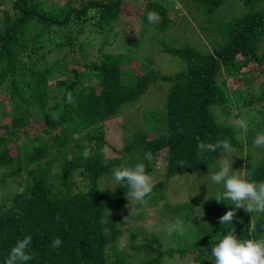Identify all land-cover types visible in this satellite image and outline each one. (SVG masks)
I'll use <instances>...</instances> for the list:
<instances>
[{
	"label": "trees",
	"instance_id": "trees-1",
	"mask_svg": "<svg viewBox=\"0 0 264 264\" xmlns=\"http://www.w3.org/2000/svg\"><path fill=\"white\" fill-rule=\"evenodd\" d=\"M239 1L247 11L235 14L226 7L232 6L229 0H191L208 14L196 25L211 51L187 42L164 45L161 50L185 61L186 69L161 74L148 56L135 63L131 78L122 68L131 65L134 50L96 57L98 50L84 45L88 31L116 30L122 0H66L63 19L51 15L60 0L0 5V187L18 189L0 197V264L25 235L32 236L33 258L27 264H127L141 250L148 255L137 264H190L193 259L212 264V248L232 226L238 239H264V213L237 209L232 225H221L219 218L234 205L217 202L216 194L178 204L167 200L174 177L220 167L226 153L201 151L198 143L228 140L232 152L250 156L264 151L253 143L264 128V0ZM141 6L144 23L160 33L174 28L167 0H144ZM151 10L159 14V23L148 22ZM58 50L65 51L47 64V55ZM59 68L65 70L53 77L51 70ZM160 81L170 83L164 111L141 101L139 109L148 110L143 130L122 121L121 113ZM68 92L74 103L66 102ZM240 119L248 125L246 136L235 125ZM148 151L151 161L144 160ZM139 162L148 175L158 171L162 178L146 203L133 199L135 217L154 206L166 227L176 217L190 225L163 237L161 229L126 222L123 208L131 202V189L101 185L115 168ZM246 177L264 182V154ZM204 180L210 182L211 176ZM55 237L62 241L58 248L51 246Z\"/></svg>",
	"mask_w": 264,
	"mask_h": 264
},
{
	"label": "rangeland",
	"instance_id": "rangeland-1",
	"mask_svg": "<svg viewBox=\"0 0 264 264\" xmlns=\"http://www.w3.org/2000/svg\"><path fill=\"white\" fill-rule=\"evenodd\" d=\"M42 1L46 5L50 0ZM229 1L230 2L227 3L232 4V6L226 4V7L229 10H233L235 14L247 11L248 6L244 5L242 1ZM143 2L144 0H123L118 20L114 21L115 25L117 23L116 30L113 32H108L106 29H93L91 31H88V35L85 37L84 45L88 48L95 49L96 51L98 50V55L96 57L101 56L102 53L119 52L122 54H130L131 50H134V60L131 62V65L122 68L123 75H126L129 78H131L132 76V68L136 66L135 63H140V58H145L148 56L152 57V59L156 61V63L158 64L157 69L161 74L175 75L176 73L185 70L186 62L172 54L163 52L161 48L164 45L180 47L183 43L187 42L201 51H211V45L206 42L203 32H200L196 25L197 21L200 19H204L206 21L209 18L208 14L199 9L197 5H193L191 0H167V2L174 7L170 8L172 11L171 13L176 20L173 29L162 33H160V31L152 25L144 23L139 18V11L142 7L141 4ZM6 4L7 0H0V5ZM67 11L68 6L66 0H60L59 7L55 9V11H53L51 15L63 19ZM226 21L227 18L226 20H222L223 23ZM144 25H148L149 27H145ZM142 26L144 29L142 28ZM261 44L262 47H264V39H262ZM63 51L58 50L56 53L48 54L46 59L47 64L53 62L55 58L60 57L63 54ZM71 61L72 63L76 62L73 58H71ZM71 61L69 59H65L66 63H69ZM242 67L243 66L241 65V68ZM64 70L65 68H59L55 71L51 70V74L53 75V77L58 76ZM89 80L95 81L92 76H89ZM259 83L260 80L256 82V84ZM169 85L170 83H164L163 81H160L159 83L155 82L154 84H152L142 95V97L137 102H135V106L121 113V115L124 116L122 121L126 120L125 122L127 125L129 124L137 130H143V123L145 122L144 120L146 118L148 110L147 108L144 110L139 109V107L142 106L141 101H143V106L147 107L148 105H150L153 107V110L163 112L165 109V99L167 96ZM237 86H240V84ZM164 87L166 88L163 91L159 90V88ZM235 88V86L231 87V90H234ZM248 100L249 99H247L246 102ZM237 101L242 102L240 98L238 99L235 97L234 102L237 103ZM242 103L244 104V102ZM1 105L2 101H0V106ZM260 132V134H264V128H262ZM253 152H255L254 149L251 153L253 154ZM247 153H245V151H243L242 153H226L224 156H222L221 159H228L230 162L233 161V171H239L247 175L248 172L252 169L254 163L257 162L258 158H260L264 154V151L259 150L255 156H250V153ZM218 170L219 167L215 168L214 170H212V168H207L201 172H197L198 174L195 175L192 173L185 174L181 177H174L171 184H169V188L167 191V200H169L173 204H178L189 200L204 199L207 196L224 191L225 189L222 184H216L212 180L210 182L204 180L206 176L210 178V176ZM151 177L154 183L162 178L160 176V172L158 173V171L153 173ZM78 178V175H76L77 180ZM114 185H116L114 177H109L105 178L101 186L103 188L106 187L110 189ZM17 190V186L13 184L1 186L0 197H10ZM129 200L131 202L126 205L125 208H123L124 212L127 213L125 215V219L129 225L139 224L142 226H146L149 230L161 229L166 232L163 237H165L167 234H170L167 230V227L160 223L161 220H159V218H162L160 216L162 215V213H159L156 207L145 206L143 209L145 210V214L141 218H136L134 212L137 210V208L134 207L133 199L129 197ZM188 225L190 224L188 223L182 226L185 227ZM119 226L121 228L124 227L122 224H120ZM127 235V232L124 233V236ZM132 254L133 256L131 257L130 261L127 262V264H137L139 263L143 255H148L146 250H141Z\"/></svg>",
	"mask_w": 264,
	"mask_h": 264
},
{
	"label": "clouds",
	"instance_id": "clouds-1",
	"mask_svg": "<svg viewBox=\"0 0 264 264\" xmlns=\"http://www.w3.org/2000/svg\"><path fill=\"white\" fill-rule=\"evenodd\" d=\"M123 3V0H122ZM147 20L151 24L159 23L161 18L157 12L151 10L147 13ZM66 102L74 103L71 92L66 94ZM237 129L243 136L247 135L248 125L245 120L240 119L235 122ZM182 132L183 129H177ZM253 143L257 147H264V134H258ZM201 151H218L231 153L233 151L228 140L216 141L215 143L200 142L197 145ZM89 151L83 153L84 158H88ZM150 151L144 153V160L151 161ZM232 162L228 159L222 160L219 170L211 175V180L216 184H223L225 191L223 194H216L214 197L217 202L231 201L234 207L226 211L220 218L221 225H232L236 216L237 209H243L247 213H264V182H256L247 179L246 174L233 171ZM113 177L117 185H127L130 189V196L136 202L146 203V197H150L154 182L150 175L145 171V164L139 162L135 166L121 165L113 170ZM59 219V217H57ZM104 220H101V224ZM183 220L176 217L173 223H169L167 230L169 233L182 230ZM110 235V233H105ZM32 244V236L25 235L18 239L10 249L4 264H27L32 260L29 248ZM62 245L59 237L52 240L51 246L58 248ZM214 261L212 264H264V239L247 238L238 239L235 228L232 226L225 235L219 240L211 251ZM190 264H198L194 259Z\"/></svg>",
	"mask_w": 264,
	"mask_h": 264
}]
</instances>
